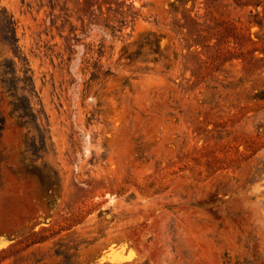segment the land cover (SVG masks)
Returning a JSON list of instances; mask_svg holds the SVG:
<instances>
[{"label":"rangeland","instance_id":"rangeland-1","mask_svg":"<svg viewBox=\"0 0 264 264\" xmlns=\"http://www.w3.org/2000/svg\"><path fill=\"white\" fill-rule=\"evenodd\" d=\"M0 264H264V0H0Z\"/></svg>","mask_w":264,"mask_h":264}]
</instances>
